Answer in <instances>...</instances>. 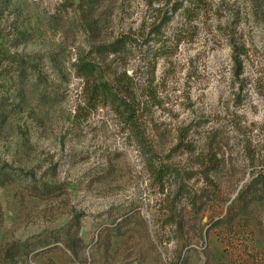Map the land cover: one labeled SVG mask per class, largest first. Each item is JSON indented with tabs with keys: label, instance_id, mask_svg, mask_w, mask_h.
<instances>
[{
	"label": "rangeland",
	"instance_id": "rangeland-1",
	"mask_svg": "<svg viewBox=\"0 0 264 264\" xmlns=\"http://www.w3.org/2000/svg\"><path fill=\"white\" fill-rule=\"evenodd\" d=\"M0 178V264H264V0H0Z\"/></svg>",
	"mask_w": 264,
	"mask_h": 264
},
{
	"label": "trees",
	"instance_id": "trees-1",
	"mask_svg": "<svg viewBox=\"0 0 264 264\" xmlns=\"http://www.w3.org/2000/svg\"><path fill=\"white\" fill-rule=\"evenodd\" d=\"M117 52V50L114 51V53ZM235 63H238L237 57L235 56ZM100 71V68L89 61H82L81 64L79 65L78 68V74L84 79L85 84H86V92L88 95V99L90 101H106L110 99L113 103H120L121 105H127V102L125 99H123L120 95V93L115 89V87L108 82H104L103 79L98 77V73ZM163 168L157 169L156 177H162L163 174H167L168 172H162ZM154 170H156L154 168ZM4 178H0V188L3 186V180ZM254 182L251 184L253 186ZM262 185L264 186V181H262ZM251 188V187H250ZM249 188V189H250ZM264 190V187H263ZM264 193V191L260 192ZM253 194H256L255 190L253 189L249 191H244L242 192L238 198H237V203L242 205H245L246 208L250 204H247L248 201L254 200ZM234 212V211H233ZM229 214V216H225L223 219L218 220L215 223L214 228L217 226H222V229L229 231V232H234L233 230V223L237 221V223H240L243 218L244 212L242 208L236 215L235 213ZM213 228V229H214ZM237 234V233H236ZM238 236V235H236ZM64 244L67 246L69 250L73 252V254L77 255L78 254V248L76 247L75 241L74 240H69V239H63L61 238ZM40 245H45L41 242L35 243V244H30L28 242H23V243H17L12 245V248L10 252L12 253V256L17 257L19 256H25L31 254L33 251L36 249L40 248ZM41 246V247H42ZM11 256V257H12Z\"/></svg>",
	"mask_w": 264,
	"mask_h": 264
}]
</instances>
